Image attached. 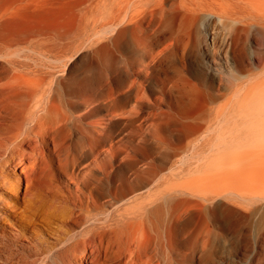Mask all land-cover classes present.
<instances>
[{
    "label": "bare ground",
    "instance_id": "obj_1",
    "mask_svg": "<svg viewBox=\"0 0 264 264\" xmlns=\"http://www.w3.org/2000/svg\"><path fill=\"white\" fill-rule=\"evenodd\" d=\"M184 29L186 117L154 69ZM261 36L264 0H0V264H198L214 198L193 161L264 142L241 117L264 116ZM246 157L264 178V154ZM258 186L232 201L249 209Z\"/></svg>",
    "mask_w": 264,
    "mask_h": 264
},
{
    "label": "rangeland",
    "instance_id": "obj_2",
    "mask_svg": "<svg viewBox=\"0 0 264 264\" xmlns=\"http://www.w3.org/2000/svg\"><path fill=\"white\" fill-rule=\"evenodd\" d=\"M195 42V33L184 29L173 41L172 49L161 56L154 66L161 87L166 89L173 111L183 117L201 107L197 102L198 94L195 87L198 80L187 62L193 55ZM263 43L262 36L253 40V46L257 50L263 48ZM164 45L163 40L154 41L156 49H161ZM263 58L264 54L260 59ZM256 65L261 67L262 63L257 62ZM207 82L209 85H216L208 78ZM106 115L105 111L99 114V116ZM241 117H248L245 120L254 129L257 126L255 124H261L264 127V116ZM166 122L168 130L173 128L171 121ZM215 126L217 127V125ZM262 126L260 128L264 129ZM201 133L207 134L205 129ZM175 134L177 140L175 145L170 147L184 148L187 151L185 157H189L192 152L186 147V135L183 131L175 132ZM213 134H216L215 131ZM237 147L234 148L235 150H230L231 154L223 162L215 159L214 152L211 150L196 155L202 162L196 159L193 161L196 166L202 165L211 176L209 189L214 198L204 216L205 222L204 219L199 218L200 228H204L205 225L209 227L211 246L208 251L200 252L198 264H264V178L259 175L256 166L248 163L246 157L249 153L252 156V152L264 154V142ZM234 151L237 152L234 153ZM199 177L198 174L194 179H196L197 190L202 192L205 189V183L200 182ZM186 180H189L188 177ZM255 186H258L263 192L261 200L252 203L249 209H243L234 204L233 197H236L237 194L248 196L250 191L255 190ZM82 263L81 258L76 259L75 264Z\"/></svg>",
    "mask_w": 264,
    "mask_h": 264
}]
</instances>
